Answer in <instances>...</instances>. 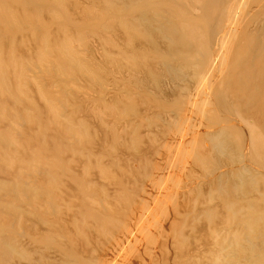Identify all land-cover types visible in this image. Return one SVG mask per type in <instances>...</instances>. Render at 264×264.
<instances>
[{"label":"rangeland","instance_id":"374dc122","mask_svg":"<svg viewBox=\"0 0 264 264\" xmlns=\"http://www.w3.org/2000/svg\"><path fill=\"white\" fill-rule=\"evenodd\" d=\"M261 178L264 0H0V264H264Z\"/></svg>","mask_w":264,"mask_h":264},{"label":"bare ground","instance_id":"6f19581e","mask_svg":"<svg viewBox=\"0 0 264 264\" xmlns=\"http://www.w3.org/2000/svg\"><path fill=\"white\" fill-rule=\"evenodd\" d=\"M26 2H28V1H31V0H25ZM262 179V178H261ZM263 180V179H262ZM260 182H261V180H259ZM264 181V180H263ZM262 185H264V182L262 183ZM221 194L223 195V194H225V191L224 190H222L221 191Z\"/></svg>","mask_w":264,"mask_h":264}]
</instances>
